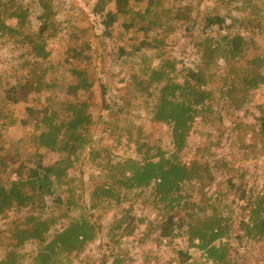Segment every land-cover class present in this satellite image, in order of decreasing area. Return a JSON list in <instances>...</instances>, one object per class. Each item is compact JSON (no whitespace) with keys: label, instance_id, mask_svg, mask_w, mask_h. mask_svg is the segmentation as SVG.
Here are the masks:
<instances>
[{"label":"trees","instance_id":"obj_1","mask_svg":"<svg viewBox=\"0 0 264 264\" xmlns=\"http://www.w3.org/2000/svg\"><path fill=\"white\" fill-rule=\"evenodd\" d=\"M60 1L29 0L30 7L36 10L34 26L28 16L30 9L22 0H0L1 45L9 37L20 49L25 48L18 53L19 66L14 68L12 83L6 82L4 73V78L0 76V139L2 131L15 123L11 112L2 109L3 104L35 98L41 103L27 104L26 117L20 123L28 125L31 114H40L33 121L35 131L27 138L37 148L45 149L30 154L12 144L0 151V219L5 222V227L0 228V264H74V257H79L78 264H88L84 261L88 255L82 253L97 239L104 240L109 248L104 256L111 258L109 264H130L131 249H125L126 257L119 250L129 239L140 241L141 255L147 250L145 241L160 246L163 242L184 240L187 246L176 247L174 264H193L191 254L197 250L204 252L213 264H235L231 256V252H238L231 243L235 221L239 225L238 240L246 237L264 242V186L257 173L261 159L264 164V110L248 123L242 121L246 112L244 117L237 113L250 102L251 93L264 85V48L248 56L255 41L253 36L264 34V0H226L228 6L243 15L233 20L249 31L250 37L229 26L222 32L225 17L210 9L202 11L205 29H215L216 35L207 34L198 40L199 63L184 73L176 70L177 59L168 56L165 41L175 27L173 22L189 28L194 21L181 0H94L88 3V11H77L88 22L86 28L77 21L71 24L70 16L58 17ZM7 18L17 19V24H8ZM119 25L122 31L115 33ZM65 26L70 32L64 62L76 81L65 84L64 96H47L41 91L59 87L57 78L65 75L61 74L64 62L54 63L48 58L50 41L67 34L62 33ZM130 27L144 31L158 28L160 32L151 39H132L126 46L121 39ZM84 32L88 39H82ZM104 38L110 39L107 46ZM98 45L99 49L100 45L108 48L98 51ZM104 53L117 67L112 76H120L122 82L129 80L132 85L129 94L122 97L125 105L115 112L108 105L99 68L92 65V60L102 59ZM127 62L131 71L121 73ZM42 64L53 68L54 75L47 82L46 69H39ZM95 79L101 88L97 106L109 112L112 129L124 131L140 158L112 154L111 149L94 145L89 132L95 123L90 105V98L96 96L92 91ZM225 98L230 108L220 103ZM136 99L152 103L151 119L162 123L160 134L165 135L159 134L150 141L147 132L130 117L119 118L128 108H136ZM218 105L231 113L227 123L216 114L214 107ZM102 116L100 121H109ZM200 118L209 125L217 120V146H221L219 140L223 136L230 138L239 122L244 123L238 127L233 144L244 149V155L253 161L252 165H243L244 169L252 168L253 181L246 178V170L238 175L231 168L229 171L235 175L227 174L224 186L220 181L213 184L215 172L226 166L223 159L212 161L200 153L190 162L182 160L188 137ZM161 137H168L169 141L163 144ZM248 140H252L250 146ZM47 150L57 151L60 156L52 163H44ZM80 150L104 160L102 164L98 162L102 182L94 188L87 187L86 202L82 186H75L76 177L69 174L80 160ZM236 177L240 178L238 182ZM130 198L136 203L123 206L119 216L113 215L110 208L103 232L99 210L109 206L110 201L119 203ZM234 200L240 202L236 208L231 203ZM144 206L153 209L154 218L141 214ZM235 210L240 215L233 220ZM153 232L155 235L148 239ZM100 264L108 262L103 259Z\"/></svg>","mask_w":264,"mask_h":264},{"label":"rangeland","instance_id":"obj_2","mask_svg":"<svg viewBox=\"0 0 264 264\" xmlns=\"http://www.w3.org/2000/svg\"><path fill=\"white\" fill-rule=\"evenodd\" d=\"M94 0H61V10L58 13V17L63 19L68 16L71 17L72 21L71 24L74 22H78L81 27L86 28L88 25V22L86 20L82 19V15L79 14L80 11H88L89 2H93ZM28 7H29V18L32 19L31 23L32 25H36V10L33 6L30 7L29 0H22ZM181 3L183 6H185L187 12H190L191 16L194 17V21L189 26V28H185L184 26H180L176 22H173L175 27L171 28L170 32L165 37L166 41V52L168 56L175 57L177 59L176 62V70L180 73H184L185 69H194L196 68V65L199 63L200 60V54L196 49V44L198 40L203 38L205 35H216L215 29L207 28L205 29L204 25V19L202 16L204 15L201 13L202 11L211 10L214 12H217L219 15L225 17V21L223 23V28H221L222 32H225L226 26H229L230 30L233 31H239L241 34L245 35V37H250L249 31L239 27V23L235 22L233 18H241L243 15L239 13V11L235 10L231 6L227 5L226 0H181ZM185 4V5H184ZM260 4V3H259ZM264 9V3L262 5ZM197 11L199 13H197ZM6 22L8 24H17V19L15 18H7ZM122 23V22H121ZM120 24V23H119ZM173 25V26H174ZM65 26L64 29H62V33H67L63 35H58L55 39L50 41V55L48 56L51 61L54 63L64 62V50L66 48V44L68 43V33L70 32L69 27ZM228 28V27H227ZM239 29V30H238ZM87 31V30H86ZM122 31L121 25L119 27H116L115 33H119ZM160 32L158 28L149 29V30H141L137 29L134 30L133 27L129 28V31L126 35V37L121 39V43L127 44L128 46L131 43V40L137 42L141 39H151L155 33ZM8 37V35H7ZM129 37V39H128ZM133 37V38H132ZM255 41L253 44V47L249 49L248 56L255 55L256 53H259L264 48V34L258 33L257 35L253 36ZM82 39H88V34L86 32L83 33ZM105 42V46L109 44V40L107 38ZM100 42V40L98 41ZM96 43V42H95ZM95 47L96 45L93 44ZM100 45H98V51H105L107 48ZM22 50H25V48L19 47V45H16V42L13 41V39H10L8 37L5 38L4 43L1 45L0 43V76L1 73L5 74V80L6 82L12 83V73L14 72V68L19 66L18 60V53ZM148 54H151V51H147ZM104 57L102 59L92 60V65H95L98 69V75L101 77V80L104 84L105 93L108 101V105L113 107L114 112L121 106L125 105L124 100L122 97H126V95L129 94L131 91V84L129 83V80H125L124 82L120 81L118 77H113L112 73L117 71V67L111 63V56L103 54ZM153 56V55H152ZM153 60V57H152ZM156 60V59H154ZM153 60V61H154ZM74 62V61H73ZM223 65V62L220 63ZM64 68L61 70V74H65L64 76H59L57 78V81L59 82V87H51V88H44L43 91H41L44 95H52L50 93H56L58 96L62 97L65 94L67 83H73L76 81L75 77L70 73L69 71V65L64 62ZM102 66L105 70H102ZM130 65L129 62L125 64L123 67V70L121 73L129 74L131 69H129ZM138 67V66H136ZM46 69L45 72V78L44 80L47 82L49 81L54 73L53 68L50 65L44 66L39 65V69ZM110 71V72H109ZM116 73V72H115ZM96 75V74H95ZM4 78V77H3ZM92 91L95 93L96 96L90 98L91 100V111H93V117L95 123L91 125L89 134L92 136L93 141L95 142L94 145L97 148L103 147L104 149H111L112 154H123V157L126 155H129L131 157L140 158V154H138L134 147L135 145L132 143L127 142L126 135L124 134V131L118 130V129H112V123L113 118H109V112H106L102 109V107L97 106V103L100 102L99 99V93H100V87L99 82L97 79H95ZM0 85H2L0 81ZM34 95H32L33 97ZM250 102L246 103L244 108L238 110L237 113H239V117H244V113L246 112V117L242 119L244 122H249L250 120H253L261 115V110H264V85L258 89L256 92L251 93V97L249 98ZM139 99H136V108H128V110L124 113H122L119 118L125 119L130 117L137 126H142V129L147 132V135L150 136V141L155 139L156 136L160 134V130L162 129V123L159 121H154L151 119V113L150 109L152 107L151 104L138 102ZM41 102H37L35 98H30L27 101H21L17 104H7L4 105L2 109H7V111L11 112V116L13 117L15 123L7 127V129L2 131L1 139H0V151H5L6 148H9L12 144L16 147H18L19 151H29L30 154H33L35 152L45 150L44 148H37L36 145H33L30 140L28 139L31 135V132L35 131L33 128V121L34 119H37L40 117V114L38 112L31 114L30 118L28 120V125L20 123L21 118L26 117L25 108L27 104H34L37 105ZM222 105L229 107L227 99L225 98L223 101L220 102ZM2 103L0 104L1 107ZM44 104H41L40 107H43ZM214 110L218 116H221L222 119L227 123L232 115L231 113L227 112V108H222L220 105L215 106ZM103 115V116H102ZM103 117L105 120H109L106 122H102L99 120L100 117ZM196 119V121H198ZM201 120V118H200ZM195 121V122H196ZM112 122V123H111ZM243 122H239L238 127L243 126ZM218 126L217 120L213 119V123L210 125L205 122H196L194 125L193 131L190 133L187 144L185 147V154L182 155V160L185 162H190L192 159L197 156L203 154L204 156L208 157L212 161H215L217 158V161L219 162L221 159H223V163H226V166H223V168L217 172H215V179L213 184L218 183L220 181L222 186H224L223 180L226 178V175L228 176L234 174L229 171V169L233 168V171L235 174L238 173H244L247 171L246 178L252 180L251 175V169L243 168V165L245 163L247 164H253V161L250 162L247 157L244 155V149L240 148V146H237V144H233V140L238 136V127L233 131V133L230 135V138L227 140L226 136H223L219 141L221 146H217L218 143V137L219 132L215 133L214 128ZM214 131V132H213ZM160 135H165L164 133H161ZM28 137V138H27ZM256 138V137H255ZM254 138V139H255ZM253 139V140H254ZM21 140V143H19ZM169 141L168 137H161V143H167ZM250 141V142H249ZM252 140H248L249 146L251 145ZM3 144H2V143ZM23 142V143H22ZM87 150L79 151L81 155L80 160L78 163L69 169L70 176H75L76 180L73 182L74 185H81L82 191H83V199L85 202L88 200L89 191L87 187L94 188V186L99 185L100 182H102V177H99L100 173V166L99 163H103L104 160H102V157L92 158L91 156L87 155ZM102 154H104V151H101ZM60 156L59 152L57 151H48L43 155V162L44 163H52ZM101 159V160H100ZM191 159V160H190ZM260 165L257 168V173L261 175L260 182H262L261 185L264 186V164L263 160H260ZM223 163H220V165H223ZM250 165V166H251ZM245 166V165H244ZM246 170V171H245ZM229 171V172H228ZM262 171V172H261ZM234 174V175H235ZM99 177V178H98ZM80 179V183L78 179ZM235 182H238L240 180L239 177L234 178ZM225 184L227 183L226 180ZM253 181V180H252ZM139 199H141L139 197ZM231 201V197L230 200ZM231 202L234 207L236 206L237 202ZM109 206H106L105 208H101L99 210L100 213V219L98 220L101 225L103 226L102 231L105 232L106 222H108V217L110 216L111 212L112 214H116L119 216L121 214V211L123 209V206L135 204V200L130 198L127 201H122L119 203H115L113 201H110ZM240 203V202H238ZM104 204H108L107 201L104 202ZM143 205V204H142ZM112 209L110 214L108 215V211ZM236 208V207H235ZM234 208V209H235ZM116 209V210H114ZM140 212V209H139ZM235 213V214H234ZM233 220L237 219L240 215V212L238 210L234 211ZM142 215H146L147 218L152 219L154 218L155 214L153 212V209L149 206H144L143 211L141 212ZM112 215V216H113ZM10 218H8L9 220ZM234 229L232 231V239L231 243L235 245L236 248H238L237 255H240L239 259H236L233 252H231V256L235 259V264H264V242L255 240L253 238H242L238 240L236 238L237 231H238V223L235 221L234 223ZM5 227L4 220L0 219V228ZM143 226H140V229ZM158 233V231H157ZM155 233H151L148 237L150 239L152 236H154ZM225 240V239H224ZM101 241V243H100ZM105 241L101 239H97L96 241L92 242L88 246L85 247V250L82 254L84 256H87L84 258V261H86L88 264H100L103 259H105L108 264L110 263V259L104 258L106 253L109 251V248L104 244ZM144 244H147L145 248L144 254L141 255V252L143 250L141 249L140 241H136L133 239H129L128 242L126 240V243H124L123 248H119L121 252V255L126 257L125 249H131V257L133 260L130 262V264H163L168 263L169 261L172 262V264L175 263V251L176 247H186L187 243L184 240L181 239H175L172 242H163L162 245L157 246L154 243L150 244L148 241H145ZM103 245V246H101ZM107 247V248H106ZM193 251V250H191ZM127 252V251H126ZM193 257L192 262L193 264H213L210 259L206 258V255L204 252H201L199 250L192 252L191 254ZM74 257V256H73ZM79 257H74V264H78Z\"/></svg>","mask_w":264,"mask_h":264}]
</instances>
